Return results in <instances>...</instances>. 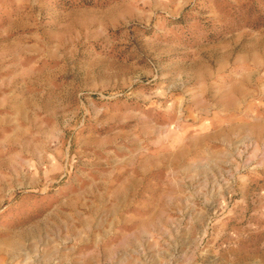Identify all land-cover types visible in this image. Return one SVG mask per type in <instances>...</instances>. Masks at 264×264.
<instances>
[{"label": "rangeland", "instance_id": "374dc122", "mask_svg": "<svg viewBox=\"0 0 264 264\" xmlns=\"http://www.w3.org/2000/svg\"><path fill=\"white\" fill-rule=\"evenodd\" d=\"M263 123L264 0H0V264H264Z\"/></svg>", "mask_w": 264, "mask_h": 264}, {"label": "bare ground", "instance_id": "6f19581e", "mask_svg": "<svg viewBox=\"0 0 264 264\" xmlns=\"http://www.w3.org/2000/svg\"><path fill=\"white\" fill-rule=\"evenodd\" d=\"M234 94V93H233ZM240 95V94H239ZM230 98V97H229ZM228 100V99H227ZM229 101V100H228ZM232 101V100H231ZM235 101V100H234ZM230 102V101H229ZM264 124V123H263ZM257 127V126H256ZM260 127V126H259ZM261 129V128H260ZM259 129V130H260ZM249 130V129H248ZM251 131V130H250ZM261 132V131H260ZM262 235V234H261ZM248 237V236H247ZM244 239V238H243ZM246 239V238H245ZM247 241V240H246ZM245 241V242H246ZM256 241V240H255ZM259 241V238H258V240H257V242ZM13 243V242H12ZM15 243V242H14ZM18 243V242H17ZM246 243H244L243 244V246L245 245ZM258 244V243H257ZM13 245V244H12ZM250 245L252 246V244L250 243ZM256 245V244H255ZM259 245V244H258ZM257 246V245H256ZM257 248V247H256ZM243 249V248H242ZM254 250V249H253ZM262 250H264V249H262ZM261 253H262V251H261ZM231 258V257H230ZM232 258H234V257H232ZM233 260H236V259H233ZM231 264V263H230ZM241 264V263H240Z\"/></svg>", "mask_w": 264, "mask_h": 264}]
</instances>
